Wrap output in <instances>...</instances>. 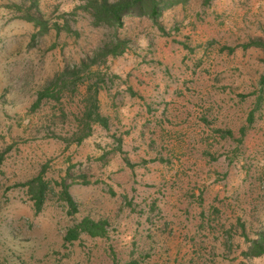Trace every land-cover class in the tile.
Wrapping results in <instances>:
<instances>
[{
    "label": "rangeland",
    "instance_id": "rangeland-1",
    "mask_svg": "<svg viewBox=\"0 0 264 264\" xmlns=\"http://www.w3.org/2000/svg\"><path fill=\"white\" fill-rule=\"evenodd\" d=\"M32 1L0 0V264H264L242 255L264 231V50L241 46L264 42V0H181L158 24L123 17L127 49L107 59L97 94L108 125L68 144L56 136L76 94L30 105L111 30L89 25L82 0ZM25 14L71 31L34 34ZM41 170L71 181L74 212L54 188L34 213L16 184ZM84 216L105 220V236L63 242Z\"/></svg>",
    "mask_w": 264,
    "mask_h": 264
},
{
    "label": "trees",
    "instance_id": "trees-1",
    "mask_svg": "<svg viewBox=\"0 0 264 264\" xmlns=\"http://www.w3.org/2000/svg\"><path fill=\"white\" fill-rule=\"evenodd\" d=\"M181 0H82L74 8L84 12L92 27H101L111 30L110 36L92 51V54L84 59L64 66L55 72L51 78L35 92V98L30 105V109L39 106L41 100H59L72 94L78 97L75 107L72 124L64 135L56 136L66 144L79 143L86 138L93 125L106 128L108 119L101 114L98 107V91L104 88V78L106 62L108 58H115L122 55L127 49L128 41L117 35V29L122 24V18L126 16L146 17L154 24H158L157 18L160 11ZM210 0H202V4H208ZM35 5L33 0L31 6ZM23 19L32 23L37 28L34 34L45 33L53 29L56 33L60 30L71 31L70 27L63 20L59 22L52 20L50 23L37 14L24 15ZM160 28V26H158ZM161 29V28H160ZM243 48L250 46L264 50V42L254 38L242 43ZM101 67L103 71L101 70ZM260 90L257 97H261L264 91V72L259 78ZM43 170L35 176L20 182L16 185L23 187V191L31 202L34 213H38L47 199V195L52 192L57 196L66 208V212H74L75 204L68 193L71 181H66L64 176L57 180H50L42 175ZM81 234L89 237H103L106 234V221L94 220L87 216L80 218L65 228L62 236L63 242L76 240ZM245 250L242 251L244 257H258L264 255V231H259L255 238L248 240Z\"/></svg>",
    "mask_w": 264,
    "mask_h": 264
}]
</instances>
